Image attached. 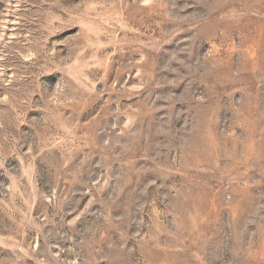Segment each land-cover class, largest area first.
<instances>
[{
	"label": "rangeland",
	"instance_id": "374dc122",
	"mask_svg": "<svg viewBox=\"0 0 264 264\" xmlns=\"http://www.w3.org/2000/svg\"><path fill=\"white\" fill-rule=\"evenodd\" d=\"M0 264H264V0H0Z\"/></svg>",
	"mask_w": 264,
	"mask_h": 264
}]
</instances>
